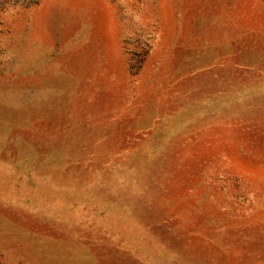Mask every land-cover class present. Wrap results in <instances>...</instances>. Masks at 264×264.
<instances>
[{
    "label": "rangeland",
    "instance_id": "374dc122",
    "mask_svg": "<svg viewBox=\"0 0 264 264\" xmlns=\"http://www.w3.org/2000/svg\"><path fill=\"white\" fill-rule=\"evenodd\" d=\"M0 264H264V0H0Z\"/></svg>",
    "mask_w": 264,
    "mask_h": 264
}]
</instances>
